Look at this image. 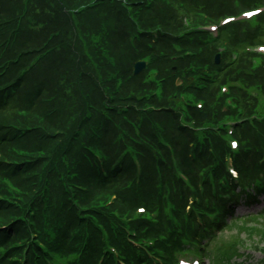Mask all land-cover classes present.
<instances>
[{
  "label": "trees",
  "instance_id": "obj_1",
  "mask_svg": "<svg viewBox=\"0 0 264 264\" xmlns=\"http://www.w3.org/2000/svg\"><path fill=\"white\" fill-rule=\"evenodd\" d=\"M262 1L170 0L212 18L234 15L236 7L251 8ZM26 4L29 11L23 15L21 10ZM135 7L133 0H0V88L19 77L14 83L17 89L12 86L6 100L0 99L3 119L0 126L6 127L0 129V154L10 157V165L0 162V181L8 178L18 190L11 191L17 196H10L18 209L5 200L0 204V226H6L0 231V246L6 247L1 264L4 260L8 264H52L51 251L61 249L60 256H67L66 251H78L90 243L87 248L90 252L94 235L106 240L122 236V233L114 235L101 215H92L103 207L106 194L113 189L120 197L118 207L122 212L142 203L151 208L158 178H167V184L178 188L175 197L184 208L190 195L199 194V182H204L205 195L211 196V181L220 187L224 177L229 181L225 172L229 145L224 137L209 129L206 132L214 145L205 143L186 123L181 124L178 116L182 113L177 114L171 108L161 111L162 122H153L152 115L146 113L145 98L139 97L156 86L152 78L148 80L150 67L133 74V64L145 58L151 59V66L158 68L160 77L166 71L171 74L175 68L174 72L182 76L170 77L162 83L165 97L170 96L173 101L183 91V85L176 81L188 82L185 74L191 71L190 63L201 68L199 77L201 71L213 73L220 68L214 62L218 47L205 44L200 33L185 32L176 9L169 12L167 6L153 2L143 6L137 15L132 11ZM130 18L142 28L134 39ZM259 21L255 28L245 31L244 37L241 23L227 28V48L221 59L224 70L217 83L230 82L231 88L236 83L246 87L259 85L258 93H264V59L253 66L250 56L240 57L236 62L230 53L244 45L256 44L264 15ZM135 24L133 29L137 28ZM105 27V35L98 40L95 34ZM114 51L119 55L109 57L113 73L103 85L99 79L103 82L101 76L105 72L99 63L111 52L115 54ZM31 62L36 63L22 72ZM113 74L122 77L118 87ZM207 78L209 82L214 77L209 74ZM218 91L217 84L206 89L199 86L196 97H203L206 103L201 109L197 104L184 109L185 119L192 125L195 119V127L201 128L208 122L216 123L214 104L220 111L219 120L228 116L245 119L235 132L242 150L234 165L247 181H256L264 172V156L249 160L255 152L253 143H264V124L253 128L247 119L255 109L260 112L254 104L255 96L245 99L243 106L235 97L239 106H226L224 97L217 100ZM8 110L10 115L5 116ZM17 113L27 114L25 121L31 127H18L19 122L14 119ZM163 123L169 126L167 132ZM161 131L165 132V138L159 134ZM165 139L172 142L174 151L180 155V165L173 162L169 149L164 147ZM11 153L16 156H10ZM136 158L141 166L138 180L134 179ZM14 159L21 163H15ZM191 186L194 188L190 189ZM162 189L159 195H163ZM237 190L231 188L232 193ZM95 192L102 193L104 198ZM222 194L226 197V192ZM144 221L145 217L139 216L131 225L141 231L145 228ZM162 231L147 228L145 233L156 234L158 244L169 253L175 237L161 236ZM129 246L136 253L135 247ZM85 261L84 256L82 263ZM69 263L79 264L75 259Z\"/></svg>",
  "mask_w": 264,
  "mask_h": 264
},
{
  "label": "rangeland",
  "instance_id": "obj_2",
  "mask_svg": "<svg viewBox=\"0 0 264 264\" xmlns=\"http://www.w3.org/2000/svg\"><path fill=\"white\" fill-rule=\"evenodd\" d=\"M143 1L144 0H133V2H136L135 3L136 6L139 4V2H143ZM27 2H30V1H27ZM160 5L167 6L166 8L170 9L169 12H173L174 9L178 10L181 16V20L184 23L185 32L194 31V30H203L205 34V29L207 28L210 30H215L214 32H217V29H218L217 27L221 23L223 24V21H220L218 19L204 18L201 15L194 12L193 10H191L188 6L182 5V4L181 6L179 4H175L174 2H170V0H163L160 2ZM262 7L264 9V3L262 4ZM21 11L23 15L27 14L29 11V4L24 5ZM86 12L88 13V11ZM133 12H128V13L131 16L132 15L134 16ZM262 14H264V11ZM111 22L112 21H109V23ZM135 22H133L131 18L129 19V27L132 32V39L136 38L134 36L135 35L138 36L137 32L142 29L140 28V26L135 24ZM240 22L242 26V36L244 37V35L246 34L245 31L248 29L255 28L257 25H259L260 21L256 17L249 18L248 16L244 15L243 20H241ZM133 23L135 24L137 28L135 29L132 28ZM6 29L7 27L5 28V30ZM260 30H261L260 31L261 35H260L259 40H257L256 42V48H253V47L249 48L247 44V45L242 46L239 50L230 52L232 61L238 62L240 57L250 56V59L253 62V66L259 65L260 61L264 59V54L259 53V52H264V24L261 25ZM98 31L100 33L95 34V36L96 38H98V40H100V38H102V36L105 35V32L107 31V27H105L102 30H98ZM219 36L220 38L215 43H210L208 36H205V35L202 36V40L207 41L208 43H210L211 46L216 45L218 48H220L217 54H219L222 59V55L226 53V48H227L226 39L228 38V31L219 30ZM190 38H192V35L190 36ZM13 39H15V37ZM122 51L123 49L120 50V53ZM114 53L116 55L111 52L112 55L110 56L106 55V58H103L101 62L99 63L101 70L105 72V75L101 76L103 82L99 79L101 84L107 83L106 81L109 79V77L113 73V70L111 69V65L109 64L108 59L109 57H112V56L117 57L119 55L117 51H114ZM255 53H257L258 55ZM114 57L112 58V61L116 64L117 67H119L118 60L117 58H114ZM148 61L151 63L150 58L148 59ZM219 65H220V68H217V70L214 71L213 73H210L206 70L201 71L202 79L201 77L197 79L198 76H200L199 69L196 66H193V68L189 72L190 74L187 72L185 74V77L187 78L188 82H182L180 81L181 79L176 81L177 84L180 83V85H183L182 86L183 92L181 93V95L173 99L174 102L171 100L170 96L165 97V93H164V90H162L161 85L154 81L156 85L155 87H153L150 90L145 91L144 94L142 95H140L141 93L139 94L140 95L139 97L145 98L144 103L148 110L146 111V113L152 115V120L153 122L156 123L157 121L162 122L159 119V115L161 116V111L166 108H171L173 112H176L178 114V111L183 113L184 109L189 110L190 105H195L199 103L201 104L199 109H201L202 107H204V104L206 102H201V101L198 102L197 97H196V92H198V87L200 86V84L203 83L206 88L210 84L212 85L217 84L219 93L217 94L216 98L218 100L219 96H223L225 98L224 104L226 106H228L229 104L237 105L235 97L237 98V100H239V105L243 106L245 99L251 100V97L254 94L255 96L254 104H256L258 110L262 114H264V93H261V94L258 93L260 89L257 86L259 85L257 86L255 85L252 87H249V86L246 87L240 83H236V86L231 88L230 82L225 81V82L217 83L218 81L217 78L220 77L221 72L224 70V65H221V62ZM175 70L176 69L173 68L171 74L166 71L163 75H161V77L163 78L164 81H168L170 77H174L176 75H178L177 77L182 76L181 74L174 72ZM152 72L153 73L156 72L155 69L152 70ZM209 74L210 76L213 75L214 78L211 81L207 82V80L209 79L207 78ZM149 75L150 77L148 80H151V78L152 79L154 78L152 73H150ZM187 86L189 87L185 89ZM188 90L190 92H188ZM234 93H235V96H234ZM156 101L158 102V104L152 105L153 104L152 102H156ZM212 110H213V120H216V123L208 122L206 124H203L205 127H203L202 129L198 128L195 132H197V135L200 138H202V135H206L207 137H209V139L204 140L205 143H208V144L212 143L214 145L211 135L209 134V132H206V131H208L209 129H212L213 130L212 132L218 137H225L226 136L225 132H228L229 130H231L230 122L234 121L235 117L223 118L222 120H219L220 111L217 110L216 104H214ZM10 112L11 111L8 110L7 113H5L4 115L5 116L10 115ZM27 117H28L27 114L23 115L21 113H17V115L14 116V119L18 120L19 123L16 124L14 122V124H16L20 128L31 127L29 126L30 123H27L25 121ZM178 118L181 119V124L186 122L185 121L186 119H184L183 115L180 117L178 116ZM2 120L3 119L0 118V125L2 124ZM5 126H9V124L7 125L6 123ZM162 127H164L166 130L164 131L167 132L169 126L163 123ZM4 128L6 127L0 126V129H4ZM172 130H173V127L169 129V133ZM164 131H161L159 133L163 138H165V135H166ZM132 136L135 138V140H139L138 137L134 136V134H132ZM253 145L255 146V152L253 151L251 153V157L249 160L250 162L255 161L257 157L261 156L264 153V143L262 141H255ZM238 146H239V142H238ZM173 153H175L180 158V155L178 153L174 151ZM10 156H16V155L15 153H11ZM28 160H31V159H28ZM0 162H5V163H8V165H10V157H4L2 154H0ZM177 163L180 165L179 160H177ZM259 179L260 181H258V183L264 182V173H261L259 175ZM126 181H123V183H125ZM130 182H132V180ZM247 184L254 185L255 183L248 181ZM156 187H158V191L161 188H163L162 189L163 195H159L157 191V193L155 194L154 207L150 208L151 213H145L146 209L142 211V210H139L137 207H136V210L138 212H132L128 210L124 212H127L129 218H132V219L135 218V220L139 216H144L145 217V221L143 222L144 226H147L151 229H156L160 231V228H162L163 230L162 232L168 231L169 229H172V228L175 230H182V227L179 226L177 222H174L172 218L170 217V215L172 216L175 214H179L181 216H185V214L188 215V211H185L184 208H182L183 203L181 201L177 202V197H175V194L178 193V188L175 185L170 186L169 184H167V178L162 179V177L158 178ZM5 189H6L5 190L6 196H9V194H11L10 189L7 186ZM98 193L99 192H95V195H98L99 198L103 199L104 195L102 193H99V194ZM112 194L113 192L106 194V198L104 199L105 204L103 205L101 209L98 210L99 212H101L100 215L104 219L107 218L105 212L109 210L110 206L112 205V204L106 205V203L109 202L111 199L118 197L117 195H112ZM191 202L195 204L194 195L189 196V203ZM121 203L124 204V202L122 201ZM242 203L237 204V206L234 208L235 209L234 212L237 215H241V216L237 220L233 221L229 227H224L221 230V232H219L220 230L218 229H210V228H209L210 233L202 232L206 236L205 237L206 241L204 240L200 241L198 243L199 245L198 249L201 250L200 251L201 256H199L200 258L204 257L205 254L209 258V259L206 258V264H264V200L259 201L258 203H249L248 205H246L245 203L244 204ZM9 204L12 208L18 209V207L15 206L14 201H11V203ZM113 205L119 208L118 203L116 201L115 203H113ZM213 207H214V203L211 202L208 210H211ZM185 219L182 220L183 227L185 226L186 223H188L187 219L186 220ZM151 221H156V223H151ZM192 226H195V225H192ZM220 233L222 234L219 237L215 238V236ZM138 234H140V231H138ZM154 235L156 236V239H157L158 238L157 235L156 234ZM124 237L125 236L123 235L118 238L123 239ZM95 238L98 240V242L95 244L96 246L99 247L101 246V244H105L101 241V239L98 236H95ZM107 244L108 245L110 244L109 241H107ZM119 244L120 246L123 245V247L126 246L124 239ZM242 247H246L247 252H242L241 251ZM5 249L6 248H1L0 254H2V252H4ZM237 253H238V256H236ZM172 257L177 258L178 257L177 253H172V255H170L169 257H165L163 261L168 263ZM130 258L132 259L131 262H134L135 258L132 255H130ZM187 258H189V256ZM90 262H94V260L91 259L90 261V259H87L85 263H90ZM2 264H8V261L4 260ZM60 264H65V261H62Z\"/></svg>",
  "mask_w": 264,
  "mask_h": 264
},
{
  "label": "water",
  "instance_id": "obj_3",
  "mask_svg": "<svg viewBox=\"0 0 264 264\" xmlns=\"http://www.w3.org/2000/svg\"><path fill=\"white\" fill-rule=\"evenodd\" d=\"M217 62H219L218 58H217ZM145 64L143 62H137L135 63L134 66V73L135 74H139L144 70Z\"/></svg>",
  "mask_w": 264,
  "mask_h": 264
},
{
  "label": "snow or ice",
  "instance_id": "obj_4",
  "mask_svg": "<svg viewBox=\"0 0 264 264\" xmlns=\"http://www.w3.org/2000/svg\"><path fill=\"white\" fill-rule=\"evenodd\" d=\"M246 16L252 15V13H245ZM233 146L235 147V142H233ZM233 175H235V172H233Z\"/></svg>",
  "mask_w": 264,
  "mask_h": 264
}]
</instances>
